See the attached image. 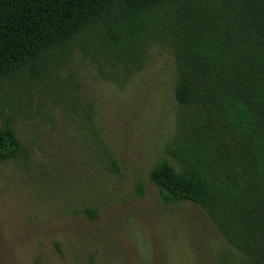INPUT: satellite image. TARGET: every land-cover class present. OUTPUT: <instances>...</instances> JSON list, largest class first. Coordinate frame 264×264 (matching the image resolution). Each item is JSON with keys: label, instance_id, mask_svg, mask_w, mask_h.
<instances>
[{"label": "rangeland", "instance_id": "374dc122", "mask_svg": "<svg viewBox=\"0 0 264 264\" xmlns=\"http://www.w3.org/2000/svg\"><path fill=\"white\" fill-rule=\"evenodd\" d=\"M139 63L129 73L78 43L0 82V128L24 147L0 162V264H215L235 252L199 206L166 204L150 181L181 139L178 73L160 38Z\"/></svg>", "mask_w": 264, "mask_h": 264}, {"label": "trees", "instance_id": "16d2710c", "mask_svg": "<svg viewBox=\"0 0 264 264\" xmlns=\"http://www.w3.org/2000/svg\"><path fill=\"white\" fill-rule=\"evenodd\" d=\"M156 38L177 64L181 139L150 181L166 204L211 218L235 250L215 264H264V0H0V82L66 61L78 43L130 73ZM23 155L0 128V162Z\"/></svg>", "mask_w": 264, "mask_h": 264}]
</instances>
